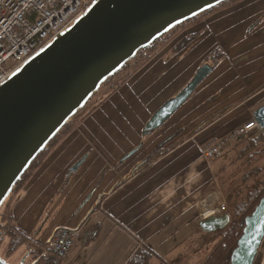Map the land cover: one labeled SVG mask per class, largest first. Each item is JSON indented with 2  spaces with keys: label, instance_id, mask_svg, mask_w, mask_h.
I'll list each match as a JSON object with an SVG mask.
<instances>
[{
  "label": "crops",
  "instance_id": "obj_1",
  "mask_svg": "<svg viewBox=\"0 0 264 264\" xmlns=\"http://www.w3.org/2000/svg\"><path fill=\"white\" fill-rule=\"evenodd\" d=\"M195 32H200L196 40L171 53L177 41ZM170 43L162 44L100 105L72 122L5 208L18 235L41 230L40 239L48 242L58 227L79 230V242L60 264H126L141 244L161 250L174 242L175 251V235L197 240L199 250L193 252L201 250L203 239L190 225L201 219L213 168L200 147L254 120V111L264 106V0H241L199 14ZM216 49L221 56L210 66ZM203 65L210 71L192 95L162 126L145 134L151 117ZM193 130L169 153L124 179L166 137ZM94 139L110 152H102ZM56 202V221L45 230L39 221Z\"/></svg>",
  "mask_w": 264,
  "mask_h": 264
},
{
  "label": "water",
  "instance_id": "obj_2",
  "mask_svg": "<svg viewBox=\"0 0 264 264\" xmlns=\"http://www.w3.org/2000/svg\"><path fill=\"white\" fill-rule=\"evenodd\" d=\"M224 1L95 0L72 26L5 79L0 84V209L32 162L110 77L174 27ZM209 71V65L201 67L151 117L144 133L162 126ZM253 116L264 132V106ZM144 162L140 161L124 179ZM230 221L225 213L193 222L190 229L205 239ZM263 241L264 195L244 219L230 264H254ZM0 264L8 263L0 258Z\"/></svg>",
  "mask_w": 264,
  "mask_h": 264
},
{
  "label": "trees",
  "instance_id": "obj_3",
  "mask_svg": "<svg viewBox=\"0 0 264 264\" xmlns=\"http://www.w3.org/2000/svg\"><path fill=\"white\" fill-rule=\"evenodd\" d=\"M239 1L241 0H226L221 4L201 14H209L222 7L235 4ZM196 18L197 16L181 23L180 25L174 27L168 33L160 37L150 46L140 50L138 54L128 63H126V65L120 71H118L104 83V85H109V89L106 90V93H104L98 100L95 99V101H93V105L87 110V112H90L95 109L106 98H108L111 94L117 91L123 85V83L126 82L133 75L136 70H138L141 66H143V64H145L149 60V58L155 53L159 45L168 42L169 39H171L173 36L176 37L177 34H179L183 29H185ZM199 36L200 32H195L182 37L172 47L171 53L175 55L182 52ZM220 56L221 52L218 49L214 50L211 54V60L209 59L208 61L209 65L212 66ZM118 77L120 79H118ZM93 96L82 109H85L88 106L89 102L93 99ZM77 115L78 114H76V116ZM73 118L74 117H72V119ZM70 129V123L66 124L56 135V137H54V139L49 142L47 147L37 156V158L32 162L26 173L22 176L20 181L15 185L12 193L18 191V189L28 179L33 170L40 165L49 150L53 146H55L60 141V139L64 137L67 132L70 131ZM195 132L196 131L193 130L188 135L176 142H173V140H175V138L177 137L175 133L166 137L153 149L150 156L145 160L142 166L135 170L133 175L140 171L142 168L148 166L152 162L158 160L162 156L169 153L171 150H173L175 147H177ZM226 151H234V153L237 152L235 158L231 161L229 166L231 169V173L234 168L242 172L240 181L241 185L246 189V192L244 197H242L241 199L236 201L232 200L230 202L229 210L226 211V213L230 215L231 221L229 225L223 230H220L213 234L210 238L202 241V243L200 244L201 250L206 248L205 251L208 252L199 264H230L231 253L236 247L237 241L242 234L244 219L250 212L252 207L255 205V203L259 200V198L264 195V132L261 131L253 137H240L239 139H237V141L231 143L227 147ZM131 176H129L128 178H130ZM250 179H254V182H256L255 186H253L252 188L246 187L247 181H249ZM119 184L115 185V187ZM0 227H3L10 234H12L11 236L13 238V242L10 245L11 249H18L20 246L27 244L29 252L31 254H34L35 257H39L40 263H61V259L53 256L50 253L49 243H43L41 241V237L39 235L41 230H37L34 233H31L30 235H21V237H18V233L13 227L10 226L9 217H6L5 214L0 217ZM42 247H47L48 254L44 253ZM261 257L262 255L260 254L259 256L258 254L254 264H260L262 260ZM126 264H181V259L167 260L163 256L159 255L155 251V249L151 248L146 244H141L133 251Z\"/></svg>",
  "mask_w": 264,
  "mask_h": 264
},
{
  "label": "built area",
  "instance_id": "obj_4",
  "mask_svg": "<svg viewBox=\"0 0 264 264\" xmlns=\"http://www.w3.org/2000/svg\"><path fill=\"white\" fill-rule=\"evenodd\" d=\"M95 0H0V84L29 58L50 44L54 38L72 26ZM262 128L254 120L244 123L228 135L200 147L205 161L220 158L227 147L240 137L258 134ZM215 193L206 197L199 216L207 219L226 213ZM80 237V232L68 226L55 229L49 241L50 253L64 260Z\"/></svg>",
  "mask_w": 264,
  "mask_h": 264
},
{
  "label": "rangeland",
  "instance_id": "obj_5",
  "mask_svg": "<svg viewBox=\"0 0 264 264\" xmlns=\"http://www.w3.org/2000/svg\"><path fill=\"white\" fill-rule=\"evenodd\" d=\"M168 42H171L169 45L172 46L173 43H175V36H173L171 39H169ZM160 46H162V45H159L158 48ZM118 79H120V78L118 77ZM108 89H109V85L103 84V86L100 88V90L94 94L93 99L89 102L88 106L85 109L79 110V112H77L78 115L77 116L75 115L76 117L74 116L73 119L71 118L72 120L70 119L68 123L71 124L72 122L77 120L79 117H81L83 114L87 113V110L93 105L92 104L93 101H95V99L98 100L104 93H106V90H108ZM175 134L177 135V137L175 138V142H176V141L182 139L183 137H185L186 135H188L189 133L186 135H181L180 137H178L180 133H175ZM255 135H257V134H255ZM255 135H252L249 137H253ZM93 143L102 152H110V150L107 147H105V145H103V143L101 144L98 140L94 139ZM236 153L237 152L234 153V151L233 152L225 151V153L220 158H217V159L213 160L212 162L208 161L210 164L212 163V168H213V186H212V190L210 191V193L214 192L216 195V198L218 199V197H219L221 200V201L220 200L219 201L221 203H223V202L225 203L226 211L229 210V205H230V202L232 200L236 201V200L241 199L242 197H244L245 192H246V189L241 185V181H240V178L242 176L241 175L242 172L238 171L237 169L234 168L232 170V173H231V169L229 166L231 161L235 158ZM90 183H91V181H90ZM117 183H115V185H117ZM255 183L256 182H254V179H250L249 181H247L246 187L252 188L253 186H255ZM64 189H65V187L63 186L60 193L63 192ZM14 193H11V195L7 198V200L5 201L3 206L1 207L0 217H2V215L4 214L5 208H6L7 204L9 203V201L11 200V198L13 197ZM60 197H63V194H61ZM56 204H57V202L52 204L51 209H48L47 211H45L42 215L41 220L39 221L41 225H44L45 230L48 229V227H50L56 221V218L58 215V210H59V209L57 210L55 208ZM202 210L204 211V209H202ZM214 216H216V215H214ZM200 218H201L200 220H203L202 217H200ZM17 236L21 237V235H17ZM210 237H207V238L203 239L202 241H204ZM11 239L12 240H9V244H8L7 240L0 241V258L5 260L8 264H20L22 261H25L26 258L28 257L27 256L28 246H27V244H25V245L20 246V248H18V249H11L10 245L13 242V238H11ZM79 240H80V237L76 243H78ZM43 243H45V242H43ZM46 243H49V242H46ZM173 243L174 242H171V244H173ZM198 243L199 242L195 239L187 241V239L185 238L184 235H180V236L175 235V251L171 248V244L167 245V247H168L167 249H164L161 245V250L155 249V251L167 260H173V259L177 258V259H181V264H199L204 259V257L206 256L208 251L206 252L205 251L206 248H204V249L200 250L199 252H193L194 248H196L197 251L199 250L198 246H197ZM42 248H44V247H42ZM258 254H259V256H260V254L262 255L261 263L264 264V241L261 245V248H260ZM29 259L30 258H27L26 261H29Z\"/></svg>",
  "mask_w": 264,
  "mask_h": 264
},
{
  "label": "flooded vegetation",
  "instance_id": "obj_6",
  "mask_svg": "<svg viewBox=\"0 0 264 264\" xmlns=\"http://www.w3.org/2000/svg\"><path fill=\"white\" fill-rule=\"evenodd\" d=\"M55 231V230H54ZM53 231V232H54ZM52 232V233H53ZM12 234H10V233H8L3 227H0V241H4V240H7V242H8V244H9V240H12L11 238H12V236H11ZM52 235V234H51ZM43 249V251H44V253H46V254H48V250H47V247H44V248H42ZM27 258H30L29 259V261H26L27 260V258H26V260L25 261H22L20 264H42V263H40V259H39V257H35L34 256V254H31L30 252H29V250L27 251Z\"/></svg>",
  "mask_w": 264,
  "mask_h": 264
},
{
  "label": "bare ground",
  "instance_id": "obj_7",
  "mask_svg": "<svg viewBox=\"0 0 264 264\" xmlns=\"http://www.w3.org/2000/svg\"><path fill=\"white\" fill-rule=\"evenodd\" d=\"M261 264H263V263H261Z\"/></svg>",
  "mask_w": 264,
  "mask_h": 264
}]
</instances>
